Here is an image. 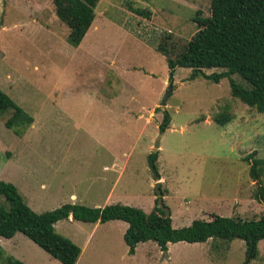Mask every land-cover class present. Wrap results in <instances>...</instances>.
Segmentation results:
<instances>
[{
    "label": "rangeland",
    "instance_id": "obj_1",
    "mask_svg": "<svg viewBox=\"0 0 264 264\" xmlns=\"http://www.w3.org/2000/svg\"><path fill=\"white\" fill-rule=\"evenodd\" d=\"M62 2L0 0V88L35 118L18 136L5 125L10 113L0 116V180L15 185L38 214L66 204H120L149 214L158 182L148 157L160 151L175 229L214 214L260 219L264 175L257 185L247 158L264 159V114L234 98L229 79H207L221 69L195 77L178 68L165 84L169 68L157 52L170 34L182 51L198 32L197 12L211 16V0H101L79 47L70 44L72 27L58 13ZM166 111L171 124L161 134ZM225 112L232 121L221 127L215 119ZM93 227L65 220L56 228L81 249L88 243L80 264H264V240L249 262L241 240L182 242L167 252L147 242L131 256L127 223L104 224L88 240ZM1 243L2 261L15 251L26 264H61L22 233Z\"/></svg>",
    "mask_w": 264,
    "mask_h": 264
},
{
    "label": "trees",
    "instance_id": "obj_2",
    "mask_svg": "<svg viewBox=\"0 0 264 264\" xmlns=\"http://www.w3.org/2000/svg\"><path fill=\"white\" fill-rule=\"evenodd\" d=\"M101 0H63L58 13L72 27L70 44L79 47L96 19V9ZM139 15H147L136 10ZM193 22L198 32L182 51L174 43L170 34L162 38L157 52L166 58L170 81L174 80L178 68L191 69L198 77L204 70L221 69V73L206 76L220 83L229 79L232 95L243 104L264 114V0H211V16L204 17L197 12ZM238 76L241 82L233 77ZM160 111V108L156 110ZM10 113L5 121L8 129L18 136L32 127L35 118L19 106L0 88V116ZM225 127L232 121V115L225 112L215 119ZM171 124V116L166 111L159 125L164 134ZM160 151L149 155L148 163L156 187L155 208L149 214L138 208L120 204L103 208H90L79 204H66L45 213H36L24 200L18 188L0 180V238L12 239L22 233L58 260L61 264H77L82 249L68 238L57 233L55 225L70 217L75 221L88 224H107L122 221L129 225L124 239L129 255L136 254L140 244L156 243L162 252L168 251L170 244L206 243L211 239L232 242L241 240L247 247L248 262L259 256V244L264 240V213L258 220H245L240 217L228 218L216 214L211 221L196 220L191 226L175 229L172 215L160 206L164 203L165 191L160 183ZM249 156L250 175L257 185L264 175V159ZM257 198L264 204V187L259 188ZM5 252L0 245V261ZM2 264H26L13 256L7 257Z\"/></svg>",
    "mask_w": 264,
    "mask_h": 264
},
{
    "label": "crops",
    "instance_id": "obj_3",
    "mask_svg": "<svg viewBox=\"0 0 264 264\" xmlns=\"http://www.w3.org/2000/svg\"><path fill=\"white\" fill-rule=\"evenodd\" d=\"M151 74V73H150ZM165 84H168V82H169V79H167V78H165ZM35 123V122H34ZM34 126V124L32 125V127ZM110 168L109 167H105V170H109ZM105 180V179H104ZM111 196V195H110ZM109 196V197H110ZM70 199L72 200V201H78V199H77V196L76 195H72L71 197H70ZM96 207H101V206H99V205H97ZM103 208V207H102ZM73 220V218L72 217H70L67 221H72ZM62 222V221H61ZM112 222H121V221H112ZM60 223V222H59ZM59 223H57L56 225H55V228H57V226L59 225ZM110 223V222H109ZM108 224V223H107ZM102 225H104V224H100V223H98V224H94L93 226V228H92V230H91V232L89 233V235H88V240H90L91 238H92V236H93V234L96 232V230L100 227V226H102ZM129 226V225H128ZM18 234H21V233H18ZM17 234V235H18ZM17 235L14 237V238H12V239H8L9 241H14V239H16V237H17ZM1 239L2 238H0V245L2 246V243H1ZM5 239V238H4ZM87 244L88 243H86V244H84L83 245V247H82V253H81V256H80V258H79V261H78V263L77 264H80L81 263V261L83 260V257H84V254H85V252H86V250H87ZM2 248H3V246H2ZM13 248H15L14 246H13ZM4 249V248H3ZM15 251H14V255H13V257H15V258H19L18 256H15ZM23 260V259H22ZM23 262H24V260H23Z\"/></svg>",
    "mask_w": 264,
    "mask_h": 264
},
{
    "label": "water",
    "instance_id": "obj_4",
    "mask_svg": "<svg viewBox=\"0 0 264 264\" xmlns=\"http://www.w3.org/2000/svg\"><path fill=\"white\" fill-rule=\"evenodd\" d=\"M1 25V24H0ZM173 92V88L171 87L170 89H169V91H168V93L166 94V96H165V98H164V101H163V106H166L167 105V100H168V98H169V96H170V94ZM160 207H162L166 212H167V216L168 217H170L171 216V213H170V211L168 210V208H166V207H164V206H160ZM164 257L165 258H168V254L167 253H164Z\"/></svg>",
    "mask_w": 264,
    "mask_h": 264
}]
</instances>
